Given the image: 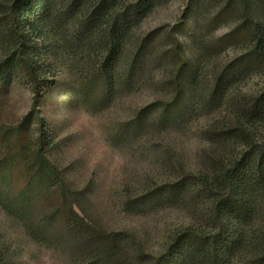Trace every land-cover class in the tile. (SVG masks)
<instances>
[{
	"label": "trees",
	"instance_id": "16d2710c",
	"mask_svg": "<svg viewBox=\"0 0 264 264\" xmlns=\"http://www.w3.org/2000/svg\"><path fill=\"white\" fill-rule=\"evenodd\" d=\"M209 1L189 0L184 22L174 27L180 33L191 26L194 49L189 52L174 32L156 37L154 31L140 30L165 0H0V84L8 85L7 71L23 69L21 80L33 96L21 122L0 126V210L20 224L33 243L51 248L69 236L82 238L90 241L85 248L89 264H264V137L258 131V126L264 127V91H238L254 67L264 63V0H220L243 14L233 34L244 37L248 52L208 81V68L219 55L207 56L203 40L195 35L204 14H210ZM48 39L52 57L62 55L66 72L81 73L72 96L91 112L100 105L110 108L117 95L123 101L131 87H154L157 64L166 62L159 77L161 96L132 118L129 137L163 138L173 163L164 161L165 183L147 189L138 202L129 201L128 187L123 192L126 208L137 202L142 210L179 213V223L169 230L159 255L143 237L145 231L130 235L93 221L81 206L91 200L90 191L71 188L50 159L51 141L40 113L46 91L54 84L50 76L55 77L41 73L40 46ZM158 40L169 45L162 53ZM221 100L228 115L203 127L195 161L186 156L182 138L169 130L185 126L210 107L216 110ZM27 124L25 134L35 141L29 139L17 153ZM16 168L24 181L18 191L13 189ZM56 196L66 208L60 221L61 206L52 203ZM135 213L141 218L144 211ZM2 239L0 264H16Z\"/></svg>",
	"mask_w": 264,
	"mask_h": 264
},
{
	"label": "rangeland",
	"instance_id": "374dc122",
	"mask_svg": "<svg viewBox=\"0 0 264 264\" xmlns=\"http://www.w3.org/2000/svg\"><path fill=\"white\" fill-rule=\"evenodd\" d=\"M188 1L165 0L164 5L141 25L140 30L146 33L154 31L156 37L174 32L179 36L180 41L186 44V50L193 52L194 43L190 40L191 26L187 24L180 33L174 28L178 23L184 22L183 11ZM207 3L206 11L210 14H204L206 18L200 19L202 20L200 31L195 37H199L201 42L203 40L202 47L205 53L207 51V56L219 55L214 66L208 68L209 81L217 75V72L224 71L231 64L241 61V58L247 55L248 45L241 34H233L243 14H236L233 8L220 0H210ZM161 42L159 41L158 46L160 53L169 46L167 42ZM51 44V40L48 39L43 46H40L41 73L45 71L49 75H55V77L50 76L54 84L47 89L40 106V113L45 119L51 141L48 149L50 159L65 173L71 188L90 191L91 200L81 203V206L85 207L93 221L99 222L104 229L127 231L130 235L135 232L142 234L145 231L146 235L144 234L143 237L147 239L148 245L154 251L153 254L159 255L164 250L163 246L169 236V230L179 223V213L172 210L159 212L142 210L137 200L146 195L147 189L152 191L165 183V170L162 166L166 160L170 164L173 163L169 160L172 150H169L163 138L149 141L150 136L142 140L130 138L129 134L132 131L131 120L137 112L161 96L163 85L159 77L166 62L157 64L156 74L159 77L156 78L158 83L156 82L154 87H144L140 91L136 87H131L125 92L129 95L124 97L123 101L119 100L121 95H117L113 98L110 108L105 109V105H100L99 110L91 112L84 106L76 104L72 96L74 82L77 78H82L81 73L77 70V75L74 76L66 72L62 55L57 59L52 57L48 49V45ZM57 55H60V52H57ZM261 63L262 61L254 67L255 70L246 76L239 87L238 91L242 95L264 91V63L262 65ZM6 74L8 85L2 88L0 84V126L17 125L21 122L30 111L33 101L30 87L21 80L23 69L7 71ZM205 83L208 87L212 85V82L208 84L205 81ZM221 101L215 103L216 110L210 107L197 117L194 116L185 126L169 130V133L172 132L171 134L182 138L180 143L182 140L185 145L186 156L195 161L200 156L199 144L202 142L203 127L210 121H221L228 115L227 104L224 105V101ZM219 103L223 105L218 107ZM28 127V124L23 127L25 130L19 138L17 153L21 152L20 147H23L29 139L35 141V137L25 134ZM258 127V131L264 137V127ZM1 142L0 135V148L3 147ZM19 173V168L14 169L12 173L15 177L13 186L15 191L24 184ZM144 185H146L145 190ZM126 187L131 192L129 201H137L132 209L126 208L125 205L123 192ZM52 203L54 206H61L57 196ZM142 211H144L142 217L138 218L139 215L135 212ZM65 213L66 208L61 206L59 221ZM0 236L3 238L2 243L7 245L10 255L16 256V264H89L91 262L85 249L90 245L88 243L90 241L69 236L60 240L61 246L59 244L51 248L40 246L31 241L20 224L7 218L1 210ZM128 242L132 245L131 239Z\"/></svg>",
	"mask_w": 264,
	"mask_h": 264
}]
</instances>
